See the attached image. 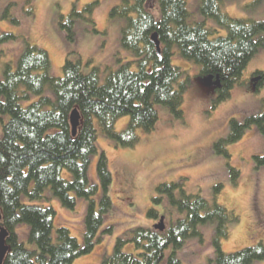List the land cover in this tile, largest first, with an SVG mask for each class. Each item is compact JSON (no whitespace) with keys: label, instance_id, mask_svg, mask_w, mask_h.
<instances>
[{"label":"trees","instance_id":"16d2710c","mask_svg":"<svg viewBox=\"0 0 264 264\" xmlns=\"http://www.w3.org/2000/svg\"><path fill=\"white\" fill-rule=\"evenodd\" d=\"M150 1L125 0L110 11L111 16L126 17L121 45L135 59L116 70L107 67L103 84L99 82V67L85 74L80 60L69 58L64 60L61 77L50 76L47 52L30 43H26L15 70L5 63L0 80V121L7 117L0 134V227L8 233V251L2 264H72L94 248L101 239L96 237L103 217L111 207V174L103 153L97 164L103 188L98 212L93 199L97 186L88 182V165L97 152L98 130L122 146H132L138 141L139 132L154 129L158 119L156 106L167 107L176 118L183 116V93L188 79L183 76L185 71L171 64L174 46L182 58L199 65V78L211 75L219 79L213 106L227 99L234 86L244 84L247 63L264 47V20L233 18L222 11L223 0H201L202 21L188 20L187 0H155L153 7ZM85 10L91 11L92 5L87 4ZM27 12H32L31 6ZM75 16L79 13L72 10L67 18H60L59 25L69 40L74 35ZM206 19H213L226 29V36L213 37L217 30L207 27ZM154 33L160 45L159 54L151 39ZM11 38L14 35L10 33L0 34V44ZM253 76L257 78L252 81L257 90L264 84V72L255 71ZM46 89L50 94L45 93ZM33 97L37 99L32 101ZM74 109L80 116L75 136L69 122ZM122 116H129L130 120L117 133L115 123ZM251 125L264 135V109L243 122L231 118L228 136L213 143L214 151L229 158L227 145L238 140ZM253 159L256 167L264 165V152ZM62 170L69 171L72 179H64ZM229 170L232 182L236 183L238 171L232 167ZM48 187L67 208H74L78 197L89 201L81 244L65 226L56 228L53 235L55 212L51 207L30 204L41 200ZM155 189L166 194L184 216L163 230L139 226L118 237L112 255L100 264H182L179 249L188 238L201 240L199 226L207 222L215 223L214 258L209 264H252L264 259V244L260 240L232 253L222 251L221 242L230 234L229 224L238 221L232 210L199 194H187L179 182L161 183ZM160 199L155 196L152 202L158 203ZM146 215L154 220L160 218L153 207ZM19 224L28 226V241L34 250L19 240ZM129 242L133 243L135 253L123 251L124 244Z\"/></svg>","mask_w":264,"mask_h":264},{"label":"rangeland","instance_id":"374dc122","mask_svg":"<svg viewBox=\"0 0 264 264\" xmlns=\"http://www.w3.org/2000/svg\"><path fill=\"white\" fill-rule=\"evenodd\" d=\"M200 1L187 0L189 21L204 20L199 9ZM124 2L0 0V34L14 35V38L0 44V80L5 63H10L15 70L26 43H30L47 52L50 76L61 77L64 60L69 58L80 60L85 74L90 73L93 67H99V82L103 84L108 74L107 67L116 70L121 64L135 59L134 54L121 45L126 17L110 15L114 7ZM150 2L151 7L155 6V0ZM87 4L92 5L91 11L85 10ZM29 6L31 13L27 12ZM221 9L233 18L264 20V0H223ZM72 10L78 12L79 16L74 17V35L69 40L59 22L61 17L67 18ZM205 21L207 27L217 30L213 37L226 36V29L218 26L215 20ZM171 64L185 71L183 76L188 79L183 93L181 118L171 115L165 106H156L158 119L154 129L149 133L139 132V139L132 146H122L98 130L97 152L90 157L88 165V182L97 186L93 199L98 212L103 188L98 179L97 164L103 153L111 174L108 187L111 207L97 233L96 238L101 239L96 241L89 253L77 257L72 264H100L103 258L112 255L118 237L139 226H154L158 220L146 215L150 207L158 211V217L164 216L166 227L183 217L184 212H180L166 194H159L155 189L158 184L170 182H179L187 194H199L210 202L215 200L237 214L238 221L229 224V237L221 242L224 253L252 246L258 240L264 244V223L260 222L254 211V207L260 212L264 211V165L256 167L253 159L254 155L264 152V135L255 125H251L244 129L238 140L227 145L229 158L213 149L214 142L228 136L231 118L243 122L247 117L263 111L264 84L256 90L253 80L250 83L248 78L255 71L264 72V47L247 63L243 71L244 84L234 86L230 96L216 106L212 103L216 97L215 88L201 86L199 65L182 58L175 46ZM135 67L133 64L132 69L135 70ZM45 93L50 94L49 89ZM35 99L33 97L32 101ZM1 118L0 134L2 123L7 121V117ZM129 120V116L118 118L115 131L122 132ZM229 167L239 173L236 183L232 182ZM61 174L64 179H72V174L67 170H62ZM215 187H218V191ZM175 195H179L177 188ZM155 196L161 197L158 203L152 202ZM22 201L29 203L26 198H22ZM30 204L54 210L53 235L56 228L65 226L71 236L80 244L83 242L88 200L78 197L74 208L70 209L63 206L48 187L41 200ZM214 229V222L204 223L199 226L201 240L191 237L185 241L178 251L182 264H209V260L214 258ZM28 230L25 224H19L16 228L19 240L26 248L34 250V245L28 241ZM123 251L136 252L131 242L124 244ZM252 264H264V259Z\"/></svg>","mask_w":264,"mask_h":264},{"label":"water","instance_id":"95a60500","mask_svg":"<svg viewBox=\"0 0 264 264\" xmlns=\"http://www.w3.org/2000/svg\"><path fill=\"white\" fill-rule=\"evenodd\" d=\"M152 41L155 44L156 47V51L159 54L160 53V45H159V41L157 39V35L156 33H154L151 36ZM257 80V78H254L253 81L255 82ZM200 84L203 87L206 88H210V87H214L215 89L217 87H219V79L216 77L215 79L213 78V76L208 75L206 77L200 78ZM79 113L76 109L72 110V112L70 113L69 116V122H70V126H71V130H72V135L75 136L76 131H77V127L79 125ZM1 219V216H0ZM155 229L158 230H163L165 228L164 226V216H161L158 220V223H156L154 225ZM7 231L4 227H0V264H2L4 257L8 251V246L6 245V237H7Z\"/></svg>","mask_w":264,"mask_h":264},{"label":"flooded vegetation","instance_id":"af4514ba","mask_svg":"<svg viewBox=\"0 0 264 264\" xmlns=\"http://www.w3.org/2000/svg\"><path fill=\"white\" fill-rule=\"evenodd\" d=\"M255 77L253 76V73L251 74V76H249V78H248V80H249V82L251 83V81L254 79ZM127 175V178L129 177L128 176V174H126ZM129 179V178H128ZM126 183H127V181H126ZM126 185V184H125ZM127 186H128V183H127ZM128 187H126V189H127ZM254 211H255V215H256V217L260 220V222L261 223H264V211H262V212H260L259 210H258V208L257 207H254Z\"/></svg>","mask_w":264,"mask_h":264}]
</instances>
